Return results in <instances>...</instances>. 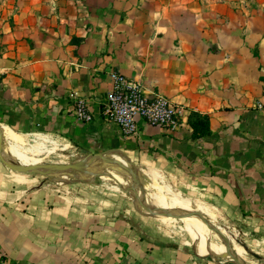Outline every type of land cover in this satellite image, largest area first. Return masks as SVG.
Segmentation results:
<instances>
[{"label":"crops","instance_id":"crops-1","mask_svg":"<svg viewBox=\"0 0 264 264\" xmlns=\"http://www.w3.org/2000/svg\"><path fill=\"white\" fill-rule=\"evenodd\" d=\"M113 68L184 104L180 126L140 117L127 134L105 119ZM0 78L7 157L23 143L79 152L74 174L92 177L56 181L69 171L0 157L9 264H237L224 249L203 255L223 246L189 208L149 209L171 195L264 261V0H0ZM75 95L92 120L76 116Z\"/></svg>","mask_w":264,"mask_h":264},{"label":"built area","instance_id":"built-area-1","mask_svg":"<svg viewBox=\"0 0 264 264\" xmlns=\"http://www.w3.org/2000/svg\"><path fill=\"white\" fill-rule=\"evenodd\" d=\"M110 78L112 86L103 98L101 112L105 119L120 125L125 133L138 132L140 117L170 130L180 126L186 113L184 104L176 102L165 94H147L140 82L128 78L118 69L110 70ZM74 97L76 116L79 119L92 120L93 112L88 107L86 99L78 95ZM256 106L264 109V99H259ZM0 264H9L1 250Z\"/></svg>","mask_w":264,"mask_h":264},{"label":"rangeland","instance_id":"rangeland-1","mask_svg":"<svg viewBox=\"0 0 264 264\" xmlns=\"http://www.w3.org/2000/svg\"><path fill=\"white\" fill-rule=\"evenodd\" d=\"M18 146L22 150L25 151V152L21 151V149L16 146L19 153H25V154L27 153L31 157L32 161H43L46 163L47 162L58 163V164L70 163L73 159H75V157L77 155L80 154L79 152L78 153H66V154H64V153L49 154L53 151L49 147H46L45 149L34 147V146L31 147V146L26 145L25 143L18 144ZM7 148L15 158L19 159L12 149H10L9 147H7ZM44 154L47 155V158H44ZM19 160L22 161L21 159H19ZM101 170H103V168ZM67 177L68 178H79L78 176H76L73 173H69L67 175ZM169 201L173 202V203L181 202L180 200L176 199L173 195H171V199ZM199 221H200V223H199V225H197L201 228L199 230L204 231L210 237L211 241L215 245H221L224 247L232 246L231 240H229V238H228L229 236L227 235L226 231L223 228H221L218 225L203 221L200 216H199ZM235 247L238 249L239 253L243 254V257H245L247 259V261L250 262L251 264H264L263 260L252 255L251 252L245 253V249H243V247H241V245L235 243ZM228 253H229V256L233 258L232 254L230 252H228Z\"/></svg>","mask_w":264,"mask_h":264},{"label":"water","instance_id":"water-1","mask_svg":"<svg viewBox=\"0 0 264 264\" xmlns=\"http://www.w3.org/2000/svg\"><path fill=\"white\" fill-rule=\"evenodd\" d=\"M3 152H5V143H4V137H3V133H2V130H1V128H0V157L6 162V164L8 165V166H10L11 168H13V169H16V170H20V171H27V168H26V165L22 162V161H20L19 159H7V158H5V156H4V154H3ZM107 152H112V150H108ZM86 154H88V155H90V157H91V159L92 160H99V159H101L102 158V155H103V153H96V154H93V153H86ZM127 157L125 156V159H126ZM127 160V162H128V170H127V173H126V176H127V182H128V184H130L131 185V183H132V171H131V168H130V164H129V160L128 159H126ZM73 161V160H72ZM71 161V162H72ZM71 162L70 163H63V164H58V163H51V162H47V164L48 165H51V166H53L54 168V170H63V171H69V173H77V172H79V170L77 169V168H75L73 165H71ZM68 173V174H69ZM67 174V175H68ZM67 175L65 176V177H63V178H60V179H57V178H53V177H51V176H49L51 179H53V180H56V181H65V180H68V179H75V180H83V181H85V180H89V179H91V178H88V179H83V178H68L67 177ZM129 185V187L131 188V186ZM131 192H132V189H131ZM133 193V192H132ZM160 206H164V207H168V208H177V204H170V205H160ZM137 208L142 212V210H141V208H139L138 206H137ZM192 209H193V211H194V214H196V216H200L199 215V213L195 210V208L194 207H191ZM143 213V212H142ZM196 239H197V237L196 238H194V240H193V243H194V246L196 245ZM227 250L232 254V256H233V260L237 263V264H251L250 262H248L245 258H243L240 254H239V252L234 248V247H232V246H227ZM218 251H214V249H213V251L211 250V251H209V252H207L206 254H203V255H205V256H212V255H214L215 253H217Z\"/></svg>","mask_w":264,"mask_h":264},{"label":"bare ground","instance_id":"bare-ground-1","mask_svg":"<svg viewBox=\"0 0 264 264\" xmlns=\"http://www.w3.org/2000/svg\"><path fill=\"white\" fill-rule=\"evenodd\" d=\"M17 140L20 142V141H22V138H20L19 136H17ZM15 143V142H14ZM8 147L10 148V149H12L13 151H14V153L16 154V156L17 157H19V159H21V160H23V161H27V162H23L25 165H26V168H27V170H32V171H38V172H42L41 170H42V168H43V166H45V167H47V168H50V169H53L54 167L53 166H51V165H48L46 162H43V161H32L31 160V157L29 156V155H27V154H25V153H22L21 154V156H20V153H19V151H18V149H17V147L14 145V144H10V145H8ZM3 154H4V156H5V158H7V159H9L8 157H7V155H6V153L5 152H3ZM79 160V159H78ZM88 159L86 158V159H82L81 160V162H79V166L80 167H86V166H88L87 164H88V161H87ZM29 161V162H28ZM99 160H96V163L98 162ZM92 162H93V160H92ZM94 162H95V160H94ZM78 163V162H77ZM91 165V164H90ZM78 166V165H77ZM79 167V168H80ZM90 171V170H89ZM90 172H88V173H85L84 175H88ZM80 178V177H79ZM133 192V191H132ZM131 194H133V193H131ZM172 204H177V208H181V207H185V208H189L191 211H192V214H193V217L195 218V220H196V222H197V220H198V216H196V214H194V211H193V209L191 208V207H193L192 205H190V204H187V203H183V202H175V203H172ZM165 205H169V204H165ZM141 206V205H140ZM141 208V207H140ZM177 208H175V209H177ZM149 209H154V210H166L165 208H163L162 206H160V205H156V206H149ZM186 217V216H185ZM197 237V239H196V242L199 240V237H198V235L197 234H195L194 236H193V239L194 238H196ZM213 249H214V251H218L219 253L220 252H222L221 250H226V251H228L227 250V247H219V246H212V247H210L209 248V251H213ZM208 251V252H209ZM229 252V251H228Z\"/></svg>","mask_w":264,"mask_h":264},{"label":"trees","instance_id":"trees-1","mask_svg":"<svg viewBox=\"0 0 264 264\" xmlns=\"http://www.w3.org/2000/svg\"><path fill=\"white\" fill-rule=\"evenodd\" d=\"M197 114L199 116V118L202 120V122L207 125L208 124V116L207 115H203V114H198V113H194ZM196 125V124H195Z\"/></svg>","mask_w":264,"mask_h":264}]
</instances>
